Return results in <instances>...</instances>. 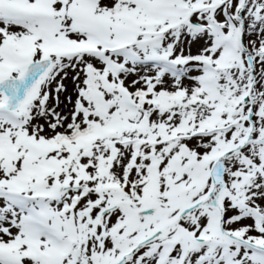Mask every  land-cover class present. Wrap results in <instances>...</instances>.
<instances>
[{"label": "snow or ice", "instance_id": "6c2138e0", "mask_svg": "<svg viewBox=\"0 0 264 264\" xmlns=\"http://www.w3.org/2000/svg\"><path fill=\"white\" fill-rule=\"evenodd\" d=\"M0 264H264V0H0Z\"/></svg>", "mask_w": 264, "mask_h": 264}]
</instances>
